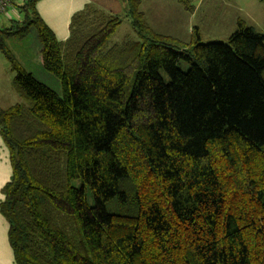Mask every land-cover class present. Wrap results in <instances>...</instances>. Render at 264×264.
Here are the masks:
<instances>
[{
	"label": "trees",
	"instance_id": "trees-1",
	"mask_svg": "<svg viewBox=\"0 0 264 264\" xmlns=\"http://www.w3.org/2000/svg\"><path fill=\"white\" fill-rule=\"evenodd\" d=\"M38 1L0 29L23 99L0 107L15 264H264V34L176 42L125 0L139 39L112 43L121 15L89 3L60 41ZM31 31L61 91L2 36Z\"/></svg>",
	"mask_w": 264,
	"mask_h": 264
},
{
	"label": "rangeland",
	"instance_id": "rangeland-1",
	"mask_svg": "<svg viewBox=\"0 0 264 264\" xmlns=\"http://www.w3.org/2000/svg\"><path fill=\"white\" fill-rule=\"evenodd\" d=\"M140 8L156 33L168 35L176 42L188 43L197 32L203 43L226 42L241 20L264 34L263 0H187L186 5L181 0H142ZM117 12L123 23L115 31L112 43L122 42L128 36L139 39L130 17L127 16L126 2L124 9ZM1 17L2 15L0 29L2 25L9 26L11 22ZM2 36L8 49L13 51L27 70L50 87L61 91L58 79L44 69L40 56L41 43L34 31L25 38ZM0 64V107L5 109L23 99L13 85L15 73L11 64L1 51ZM182 67L186 69L187 65L184 63ZM7 243L5 231L0 230V248H4Z\"/></svg>",
	"mask_w": 264,
	"mask_h": 264
},
{
	"label": "crops",
	"instance_id": "crops-1",
	"mask_svg": "<svg viewBox=\"0 0 264 264\" xmlns=\"http://www.w3.org/2000/svg\"><path fill=\"white\" fill-rule=\"evenodd\" d=\"M22 3L23 0H18L9 8L7 12L1 13V18L8 21H13L14 17L20 18L22 15L18 6ZM89 3H94L101 9L103 8L104 10L112 13H118L117 11L124 9L125 6L124 0H39L36 8L46 25L53 30L55 36L60 41H65L70 34V22L72 17L79 10L84 9L87 5H89ZM12 171L13 167L11 165L9 149L5 140H3L0 128V202L4 198L2 191L3 187L11 179L10 177ZM8 227L9 224L7 218L0 212V230L5 231L8 241L6 246L4 245V248H0V264H15L13 249L10 241L8 240Z\"/></svg>",
	"mask_w": 264,
	"mask_h": 264
},
{
	"label": "built area",
	"instance_id": "built-area-1",
	"mask_svg": "<svg viewBox=\"0 0 264 264\" xmlns=\"http://www.w3.org/2000/svg\"><path fill=\"white\" fill-rule=\"evenodd\" d=\"M17 1L18 0H0V15L1 13L7 12L9 8Z\"/></svg>",
	"mask_w": 264,
	"mask_h": 264
},
{
	"label": "water",
	"instance_id": "water-1",
	"mask_svg": "<svg viewBox=\"0 0 264 264\" xmlns=\"http://www.w3.org/2000/svg\"><path fill=\"white\" fill-rule=\"evenodd\" d=\"M125 1V0H124Z\"/></svg>",
	"mask_w": 264,
	"mask_h": 264
}]
</instances>
